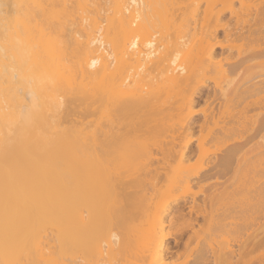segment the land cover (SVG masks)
<instances>
[{
    "label": "bare ground",
    "instance_id": "6f19581e",
    "mask_svg": "<svg viewBox=\"0 0 264 264\" xmlns=\"http://www.w3.org/2000/svg\"><path fill=\"white\" fill-rule=\"evenodd\" d=\"M225 12L233 25L222 23ZM219 28L225 38L244 40L225 44L226 63L215 60ZM251 43L259 46L243 47ZM261 44L264 0H0V264H121L131 249L127 225L135 206L215 177L210 172L221 163L240 168L243 146L236 141L208 172H174L158 188L149 181L158 160L147 142L163 149L178 131L177 150L167 152L187 164L204 151L203 140L190 147L196 126L222 122L226 137L245 113L236 115L233 107L264 109L254 99L264 93V78L236 83L232 77L247 63L264 66ZM201 97L206 105L224 101L226 110L216 117L215 107L203 109L204 119L195 122L199 112L191 108ZM256 176L249 190L257 228L240 253L213 245L216 264H238L246 250L260 252L250 264H264V179ZM227 182L211 185L209 214L201 204L176 205L187 200L183 189L146 215L151 228L146 224L142 260L167 264L185 234L181 226L192 228L202 214L215 221L217 200L233 196ZM138 224L137 231L144 223ZM166 226H179L164 236L176 242L155 244L152 231ZM131 262L124 264H142Z\"/></svg>",
    "mask_w": 264,
    "mask_h": 264
},
{
    "label": "rangeland",
    "instance_id": "374dc122",
    "mask_svg": "<svg viewBox=\"0 0 264 264\" xmlns=\"http://www.w3.org/2000/svg\"><path fill=\"white\" fill-rule=\"evenodd\" d=\"M225 14L226 12L223 14V17L225 16ZM229 16H230L229 13H227V15L223 18V20H221L222 23H227L229 21L230 24L233 25L234 19H231V17ZM229 18L231 19V21L229 20ZM217 34H218L216 36L217 39L215 41L216 42L219 41V43L220 42L221 43L220 44L216 43V48L217 50L220 51V53L222 50V53L221 54L219 53L216 56L215 60H218V61L221 60L222 62H224L226 54H227L225 52H226V49L229 47V44H231L232 42L234 43H232L231 45L237 44L235 43L236 41H238V44H241V42L244 40H241L239 43V40H235L234 38H229V39L225 38L224 31L221 28L218 29ZM253 37L257 38L258 34H254ZM233 39L235 41H233ZM261 45L263 46L264 44H261ZM224 46L227 48H225ZM257 46H259V44H252V43L243 44V47L246 49H251ZM257 62L259 61L250 62L249 68L246 67L248 65L247 63L244 67H242L239 70L238 73H235L234 75H232V77L235 78V82L242 83L246 81L247 79H249L251 75H257L254 78V81L262 80L264 78V75H261V73L264 72V66L258 65ZM212 85L213 84H210V86L206 87L205 90H208L209 88H211ZM201 98H200L201 100L199 101V103L195 104V106L191 108L192 111L199 112V114L196 115L195 122L199 123L204 119V113L202 112L203 109L207 112H210L215 107L214 112L216 113V117L221 116V111L226 110L224 101H223V104H221L222 101L220 100V101H215L213 103H210L209 105H206L205 101L203 100L205 97H201ZM254 99L258 100L259 102H264V93L260 94ZM217 103H219L220 105ZM232 109L230 111L235 112L234 114L236 115H238L237 113L242 114L243 113L242 111H245V113L242 114V118H240L239 124L233 125L234 127H232V125L227 127L228 129L226 131L227 132L226 137L222 133V128L225 126V124H223L222 122H219L217 124L213 123L212 121L207 122L205 127L202 130L199 129V126H196L195 128L196 130L194 131V134H193L194 138L192 139L190 143V147H192L193 149H196V147L198 146V142L200 140H203L204 141V151L201 154L194 153L190 161H187L188 162L187 164H182L181 162H179L180 159H178L177 154L172 155L171 153L167 152L168 149L172 150L173 148H175V150H177L176 146L178 143L180 144L179 142L180 138L176 137V135L179 134L178 131L174 133L175 142L177 144L175 142L174 144L171 142V137L169 138V140L167 138L168 143L163 145V149H161L160 147V142L157 144H154L155 141H153L152 139L148 140L147 143L150 145L149 151L152 153V156L158 160V162L156 161L157 163H155V161L153 160L154 164L152 165V170L150 171L151 173L149 175V181H151L154 184L157 183L158 188L161 185H166L168 182L165 181L164 183L163 180L165 179L166 176H168V178L172 177V174L174 172H179V171H184V170H187L188 172H200V173H203L205 171L208 172L213 167L214 164L216 163L220 164V158H221V155L224 149L229 144H232L236 141H239L240 143H242L243 150L241 151V153L244 157L245 162H242V165L240 164L241 165L240 168L238 166L237 169L235 168V165L230 166V167H225L223 163H221L222 166L220 165L217 168V170H213L210 172V173L217 172L215 177H211L207 180H203L200 183L194 182L188 186H185L184 188L182 187L173 188L172 190H168L164 194L160 193V195L156 196L154 199H152V201L150 200L146 203L138 205V207L135 206L133 218L130 220L129 222L130 224L127 225L131 229L130 232L134 234V236L133 234L130 236L132 238L131 249L130 251L128 250L123 253L125 254V256L120 258L121 264L126 263L127 260L128 262L134 261V262H139V263H141L142 261V264H158L159 260L158 261L153 260V262L152 261L149 262L147 260L144 261V258L143 260L141 258V251L143 252L144 237L149 235L147 233L149 231L146 230L147 223H145L144 218L146 217V215H150L151 212L155 209V207L160 206V203L164 199L168 198L169 195H171L172 193L176 191H182L184 189V191L187 192L188 194L187 200L184 201L183 199H181L179 200V202L176 203V205L179 204L180 206H184L186 202L195 203L198 205L201 204V208L205 209V208H208L207 206L210 205L209 203H207L206 199L210 197L213 191V188H211V185H213L216 182H220V183L227 182V180L229 184L231 182L233 183V185L231 183L232 185L231 188L233 190V196H232V199L231 198L230 199L225 198L224 200L218 199L217 200L218 203H216L215 201L216 205L215 207L213 206L214 207L213 210L216 209L214 213L215 212H218V213H215L216 217L213 213L214 215L213 217H215L216 223H214L215 221L213 218H212L213 220H211V218L208 216L209 212L207 211H210V209L208 208L209 210H205L206 213L208 214L205 213V215L206 217H209L211 221L210 220L208 221L207 218H205L202 214V215H198V219L192 228L186 227V225L181 226L182 228H184L183 231H185L184 232L185 234L183 235L184 239L182 238V241L179 240L180 245L178 242V247H176L178 254L176 253V254H173V256L172 255L168 256V258H166L165 261L168 260V262H166L167 264H216L217 257L216 255H213L215 248L217 250H219L220 248L221 250L222 246H227L225 248H228V245H229L231 248H233V250L236 249V251L239 253H240L239 249L241 248L243 249L244 245L250 238V234L252 230L254 231L257 228V226H255L256 224H253V220H255L256 210H255L254 205L252 206L250 205V201L253 202L255 201V199L252 196L251 190H249L250 188L249 179L254 175L256 176L257 174L259 175L258 177L256 176V178H260L262 175L261 178L264 179V156H263L264 154L263 153L264 152L263 151L264 150V125L261 124L262 121H260V119L262 115H261V112H259V111L264 112V109L262 110L255 109V108L253 109L248 106V107H245V110H243V105L233 107ZM226 115H227V112L225 113V116ZM183 117L187 118L186 115ZM216 135H218L217 139L214 138V136ZM192 148H190V151ZM130 165L131 164L128 161L126 163V166L121 168L125 170L124 175H126V173L127 175L129 174L128 170H129ZM145 171L146 170L142 172L144 173ZM147 187H149V185H147ZM164 187L165 186H163V188ZM134 190H137L136 194L138 195V197L142 195V193L139 191L140 189H134ZM151 192H152V189H149V193ZM193 201H196V202H193ZM213 207H211V210ZM185 209H186L185 211L188 210L187 206ZM167 221L169 222V217ZM138 222L139 224L144 223L143 225L145 227H143L142 224H140L141 227H139L140 225L138 224ZM206 222H208L209 225L206 224ZM182 223L184 222H181V221L180 223L178 222V224H182ZM226 223H230L231 225L227 226L225 225ZM137 224L139 225L138 226L139 231H137L136 229ZM216 224H218L217 225L218 227L215 226ZM108 226L109 225L107 226L104 225L107 232L110 231L111 235L112 233H115L116 228L113 227L112 225L111 227H108ZM234 226L237 227V230L235 229L236 227ZM178 227L173 226L174 228L173 229L172 227L169 228L166 226L165 227L166 229H163V230H161L160 228H158V230L155 229L152 231L151 237L155 241V244H157L160 239L164 238L165 235L166 236L169 234L171 235L172 233H173L172 235H174V230L176 231ZM214 227L216 228L214 229ZM231 227L233 229L230 231L229 229H231ZM150 228L151 227L148 226L147 229H150ZM140 229L142 231L146 230V232L144 231L145 232L144 233ZM111 230H112V233H111ZM121 231L122 230H120L119 232ZM135 231H137L138 233H135ZM164 239L166 243H169L170 246L176 242L174 241L175 239L172 236L164 238ZM213 239H216V242ZM186 241L188 244H185ZM217 242H219L220 244H218ZM222 242L225 244H223ZM209 244L210 245L212 244L211 245L212 247H210ZM213 245L214 247L216 246L214 249H213ZM210 248L213 251H211ZM231 248L230 249L228 248V249L231 250ZM217 250L215 251L216 253L219 252ZM223 250L226 251L227 249H223ZM197 252L198 254L200 253L202 255V257H200L199 255V257L201 258L200 260H196L197 258L195 256L198 257ZM256 253L257 252H254V254H252L249 252V250H246L244 253H242L241 259H239V256H238V259H237V261L239 260L238 264H250L251 261L255 259L254 256H257V254H260V252L257 254ZM235 258H237V256ZM235 258L233 259V261H235ZM219 261L220 259H218V262Z\"/></svg>",
    "mask_w": 264,
    "mask_h": 264
}]
</instances>
